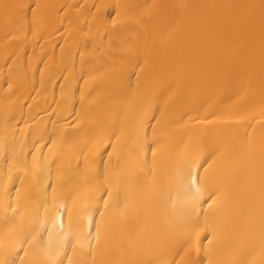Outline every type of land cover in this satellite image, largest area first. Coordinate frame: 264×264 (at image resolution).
Returning a JSON list of instances; mask_svg holds the SVG:
<instances>
[{
	"label": "bare ground",
	"instance_id": "bare-ground-1",
	"mask_svg": "<svg viewBox=\"0 0 264 264\" xmlns=\"http://www.w3.org/2000/svg\"><path fill=\"white\" fill-rule=\"evenodd\" d=\"M0 264H264V0H0Z\"/></svg>",
	"mask_w": 264,
	"mask_h": 264
}]
</instances>
